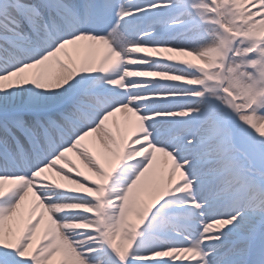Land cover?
<instances>
[{
	"label": "snow or ice",
	"instance_id": "1",
	"mask_svg": "<svg viewBox=\"0 0 264 264\" xmlns=\"http://www.w3.org/2000/svg\"><path fill=\"white\" fill-rule=\"evenodd\" d=\"M0 264H264V0H0Z\"/></svg>",
	"mask_w": 264,
	"mask_h": 264
}]
</instances>
